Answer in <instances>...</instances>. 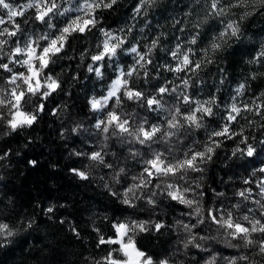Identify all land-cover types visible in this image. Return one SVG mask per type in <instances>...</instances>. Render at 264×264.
Segmentation results:
<instances>
[{"label": "clouds", "instance_id": "obj_1", "mask_svg": "<svg viewBox=\"0 0 264 264\" xmlns=\"http://www.w3.org/2000/svg\"><path fill=\"white\" fill-rule=\"evenodd\" d=\"M0 264H264V0H0Z\"/></svg>", "mask_w": 264, "mask_h": 264}]
</instances>
